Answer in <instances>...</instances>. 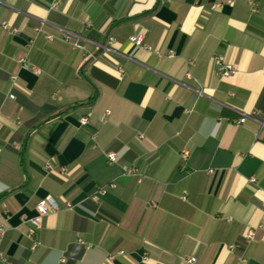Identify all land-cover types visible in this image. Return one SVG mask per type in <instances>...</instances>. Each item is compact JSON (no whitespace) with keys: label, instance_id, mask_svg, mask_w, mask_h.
I'll list each match as a JSON object with an SVG mask.
<instances>
[{"label":"crops","instance_id":"1","mask_svg":"<svg viewBox=\"0 0 264 264\" xmlns=\"http://www.w3.org/2000/svg\"><path fill=\"white\" fill-rule=\"evenodd\" d=\"M53 1L0 0L9 264H264V0Z\"/></svg>","mask_w":264,"mask_h":264},{"label":"built area","instance_id":"2","mask_svg":"<svg viewBox=\"0 0 264 264\" xmlns=\"http://www.w3.org/2000/svg\"><path fill=\"white\" fill-rule=\"evenodd\" d=\"M171 1H173V0H165L164 2L165 3H169ZM58 4H59L58 1L54 0L53 3L50 5V8L51 9H56L58 7ZM248 4H249V6L251 8V11L253 13H258L261 10H264V6L263 7H259L258 4L256 3V1H249ZM88 26L90 27V25H88ZM2 27L4 29H7L8 28L7 23H2ZM48 38H51V36H48ZM69 39H70V37H68V35H66L65 40L69 41ZM131 40L137 46H142V44H143L142 43V38L140 36L132 37ZM113 42H114V38H112V37L109 38V41H108L109 45H112ZM74 46L77 47V48L84 49V47H82L78 43H75ZM146 48L149 49V47H146ZM169 56L170 57L173 56V53L171 52L169 54ZM22 62H23V64L25 66L33 67L30 59L23 60ZM189 65L190 66L193 65V62H190ZM33 68L37 72H39V69H37L36 67H33ZM218 70H219V73H220V75H221V77L223 79L233 77L237 73V70L235 69V67L233 65H231L229 63H224V62L219 63ZM189 75H190V73H188V76ZM9 97L11 99L15 98L14 95H10ZM244 122H245V119L242 118V119H240L238 121V124H242ZM260 123H261V126L264 127V120L261 121ZM140 138H143V136L140 135ZM189 156H190V153L187 150H184L181 153V167L180 168H181L182 171H185L187 169V161L189 159ZM107 158H108V161L110 163L117 162V157H116V154H114V153L108 154ZM45 169L49 173H53L54 171H57L58 175H60L61 177H67V176H69L71 174V170L68 167L55 166L52 163H48L46 165ZM123 170H124V175L136 176V173H135L134 169L129 167V166H123ZM210 173H213V171H210ZM250 182L252 184H255L256 183V178L252 177L250 179ZM110 187L111 188H115L116 186H115V184H112V185H110ZM100 193L105 194L106 193V189L100 190ZM186 198H187L186 196L183 197V199H186ZM92 199L94 201H97L98 200V196L94 195L92 197ZM71 207H72L71 204H67V208H71ZM37 210H38L39 215L31 220V223L33 225V229L31 231H29V233L27 234L28 238L31 241H33L32 250H34L39 245V242L35 240V235H36V232L42 228L43 218L46 217L47 215H49L50 213L58 212L59 210H61V207L54 199H47V200H42V201L39 202V204L37 205ZM5 232L6 231H5L4 228L0 229V245H1L2 239H3L4 235H5ZM254 236H255V229H249L248 232L245 235V240L249 243V242H251L254 239ZM237 247H238V245H232V246L229 247V250L232 252ZM239 260H240L241 264H245L247 262L246 258L243 257V256L240 257ZM0 262L5 263V264H9L8 257L1 251H0ZM186 263L187 264H195L196 263V258H190V259L187 260Z\"/></svg>","mask_w":264,"mask_h":264},{"label":"trees","instance_id":"3","mask_svg":"<svg viewBox=\"0 0 264 264\" xmlns=\"http://www.w3.org/2000/svg\"><path fill=\"white\" fill-rule=\"evenodd\" d=\"M96 98H97V95H95V97H93L92 102H94L96 100Z\"/></svg>","mask_w":264,"mask_h":264},{"label":"clouds","instance_id":"4","mask_svg":"<svg viewBox=\"0 0 264 264\" xmlns=\"http://www.w3.org/2000/svg\"><path fill=\"white\" fill-rule=\"evenodd\" d=\"M122 151H124V150H122Z\"/></svg>","mask_w":264,"mask_h":264}]
</instances>
